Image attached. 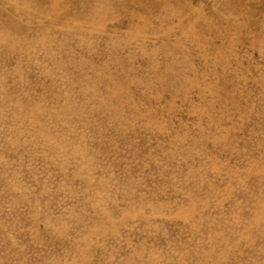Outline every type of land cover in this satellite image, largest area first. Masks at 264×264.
<instances>
[{
	"label": "rangeland",
	"instance_id": "obj_1",
	"mask_svg": "<svg viewBox=\"0 0 264 264\" xmlns=\"http://www.w3.org/2000/svg\"><path fill=\"white\" fill-rule=\"evenodd\" d=\"M0 264H264V0H0Z\"/></svg>",
	"mask_w": 264,
	"mask_h": 264
}]
</instances>
